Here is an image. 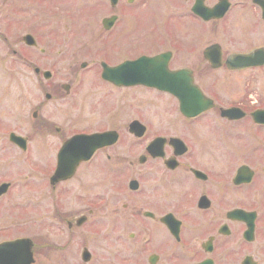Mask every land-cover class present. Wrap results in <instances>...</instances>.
<instances>
[{"label": "flooded vegetation", "instance_id": "1", "mask_svg": "<svg viewBox=\"0 0 264 264\" xmlns=\"http://www.w3.org/2000/svg\"><path fill=\"white\" fill-rule=\"evenodd\" d=\"M56 1L64 9L74 5L82 17L90 12L94 21L105 11L102 29L124 55L118 62L104 53L97 63L69 64L72 78L54 82L60 68L40 66L29 53L38 47L35 38L13 40V60L47 84L40 85L41 98L20 79L18 88L0 84V243L26 237L32 264L40 257L46 264H264V123L252 117L264 120L257 87L264 85V0ZM161 53H168L173 82L195 85L211 108L189 117L176 94L101 77L104 64ZM92 70L118 91L168 97L180 131L151 134L144 123L140 134L116 130L76 165L69 153L59 163L67 140L115 130L82 127L81 112L73 115L63 104L78 76ZM178 94L187 105L199 102L193 91ZM230 107L237 117L221 114ZM245 119L262 133L249 134L258 142L247 147L239 125ZM42 211L39 236L34 220Z\"/></svg>", "mask_w": 264, "mask_h": 264}, {"label": "rangeland", "instance_id": "2", "mask_svg": "<svg viewBox=\"0 0 264 264\" xmlns=\"http://www.w3.org/2000/svg\"><path fill=\"white\" fill-rule=\"evenodd\" d=\"M52 3V5L41 6L35 5L34 1L33 5H29L24 0L17 2L16 0H0V84L2 86L14 83L13 87L18 88L17 79H20L21 83L28 84L30 88H33L35 96L39 94L38 98H41L40 85L46 86L45 79L41 75H35L25 66L19 65L17 61L13 60L16 58L15 54H11L13 40L17 39L18 44L22 45L21 37L26 33L31 34L38 42V47L44 49V54L38 52V47L29 49V53L34 59H37V56L40 57L39 65L48 69L54 64L55 67L60 68L61 73H54V82L72 78L71 74L66 71L69 64L79 67L81 62L88 60L97 63L103 59L101 54L104 53H109V56H112V62H118L124 55L120 43L112 47L113 44L108 37L109 33L102 29L100 20L102 14L106 13L105 11L98 14L97 20L94 21L91 20L93 16L90 12H87L84 17L81 16V11L77 13L73 4L69 9H64L61 8L62 6L60 7V3L65 2L54 0ZM15 21L18 24H15ZM119 27L118 31L116 30L114 33L117 34L116 39L121 34V27ZM113 41L115 43L116 40ZM113 51L120 52L114 54ZM34 61L37 62V60ZM98 76L93 70L80 74L75 80L74 96L63 101L64 106L69 109L71 114L79 115L81 112L82 127L97 128L98 130L113 128L128 134V122L138 119L149 126L148 132L151 130V134L178 133L182 128L180 125L178 126V119H176L178 110L168 97H157L151 92L138 91L134 88L118 91L101 84ZM229 85L233 86L231 83ZM257 87L258 91L264 94L263 83L257 84ZM246 92L251 95L250 98L255 97L253 89H247ZM35 96L32 97L36 100ZM212 115L210 114L209 118ZM245 120L247 121H243L239 125L242 127V146L247 147L252 140L258 142L255 136L250 137L249 134L262 133H259V127L249 124L248 119ZM182 131L187 133L186 128H183ZM42 213L44 212L35 214L36 219L34 220L33 233L39 236L43 230L37 227V219L40 220ZM37 252L41 253L42 251L38 249ZM39 259V264H46L41 257ZM50 264L62 263L58 261Z\"/></svg>", "mask_w": 264, "mask_h": 264}, {"label": "water", "instance_id": "3", "mask_svg": "<svg viewBox=\"0 0 264 264\" xmlns=\"http://www.w3.org/2000/svg\"><path fill=\"white\" fill-rule=\"evenodd\" d=\"M171 76L173 75L167 71L164 63H159L153 58L146 57L132 62H125L116 67H108L105 65L102 72V77L112 81L114 84L127 85L142 82L151 86L156 85L157 87L167 89L173 88L170 84ZM253 115L254 119H257V114L254 113ZM129 129L135 134H139L143 130V127L138 121L134 120L130 123ZM107 134L114 133L103 132L76 136L74 139L76 141L74 146L76 155L79 154L77 157H85L89 155L95 147L104 144V141L107 142ZM29 247L30 245L25 239H17L11 242L8 248L12 251L14 259L12 264H29L31 261Z\"/></svg>", "mask_w": 264, "mask_h": 264}]
</instances>
